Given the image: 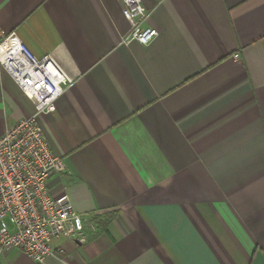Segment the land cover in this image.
Returning a JSON list of instances; mask_svg holds the SVG:
<instances>
[{"label": "crops", "instance_id": "1", "mask_svg": "<svg viewBox=\"0 0 264 264\" xmlns=\"http://www.w3.org/2000/svg\"><path fill=\"white\" fill-rule=\"evenodd\" d=\"M141 2L148 44L121 42V0H0V31L73 79L39 117L48 190L94 229L42 264H264V0ZM33 112L0 67V135Z\"/></svg>", "mask_w": 264, "mask_h": 264}, {"label": "built area", "instance_id": "2", "mask_svg": "<svg viewBox=\"0 0 264 264\" xmlns=\"http://www.w3.org/2000/svg\"><path fill=\"white\" fill-rule=\"evenodd\" d=\"M121 4L131 25L121 42L148 44L157 30L143 26L148 12L141 0ZM0 67L34 105L32 115L0 135V262L11 249L37 264L49 256L63 259V249L54 247L52 240L63 236L84 242L85 229L94 225L72 210L67 194L50 195V175L64 171L66 165L51 151L39 117L55 111L56 100L73 79L50 54L37 58L15 34L1 31Z\"/></svg>", "mask_w": 264, "mask_h": 264}, {"label": "trees", "instance_id": "3", "mask_svg": "<svg viewBox=\"0 0 264 264\" xmlns=\"http://www.w3.org/2000/svg\"><path fill=\"white\" fill-rule=\"evenodd\" d=\"M101 222V219L100 218H94V223L98 224Z\"/></svg>", "mask_w": 264, "mask_h": 264}]
</instances>
